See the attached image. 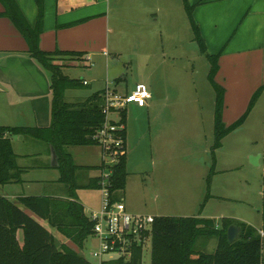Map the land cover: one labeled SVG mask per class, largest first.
Instances as JSON below:
<instances>
[{
	"label": "rangeland",
	"instance_id": "374dc122",
	"mask_svg": "<svg viewBox=\"0 0 264 264\" xmlns=\"http://www.w3.org/2000/svg\"><path fill=\"white\" fill-rule=\"evenodd\" d=\"M179 12L181 21L169 19L165 13V19H159L158 24L153 25L146 21L142 23L141 18L134 24L129 20L127 25L123 20L125 17L118 15L119 25L109 34L111 53L107 64L95 61L86 67L63 69L68 78L84 79L89 83V86L66 91L65 100L70 103L84 101L103 87L104 80L119 93L131 91L136 84L147 82L148 72H153V87L159 88H153V94L149 92L152 99L148 100L147 108L139 109L130 104L126 112V170L129 175L123 194L127 208L133 206L137 213L132 214L143 216H154V209L169 217L208 218L209 222L207 219L198 222L202 229L210 223L219 227L225 218L231 219L235 226L241 223L263 230L260 213L263 168L261 161L259 166L252 165L251 158L263 152L264 97L256 99L244 123L215 147V92L207 79L210 63L200 54L197 43L190 39L192 30L182 1ZM136 37L140 43L131 45L134 40L131 38ZM152 47L154 49L150 51ZM162 50L164 54L158 55ZM57 63L65 64L63 61ZM46 147L45 142L30 136L18 143L16 150L25 155L22 164L38 168L30 171L28 179L43 180L42 175L47 179L48 175L59 177L58 170L43 168L53 166L51 152L47 161L36 155ZM66 150L72 154L75 164L99 163L98 146ZM211 169L213 174L210 176ZM81 171L75 176L77 185H84L88 176L96 174L95 171ZM58 183L43 181L33 183L27 189L23 186L9 190L25 195L68 196L69 186ZM4 191L6 188L0 185V194ZM76 191L82 194L80 203L87 214L98 207L96 190L82 188ZM196 215L200 217H193ZM54 235L58 239L57 245L62 246L63 238ZM261 242L264 264V236ZM67 244L86 260H93L90 255L96 247L93 238H86L82 247ZM216 245L215 238L204 234L195 241L193 249L209 254L215 251ZM150 261L151 240H148L143 247L142 264H150Z\"/></svg>",
	"mask_w": 264,
	"mask_h": 264
},
{
	"label": "crops",
	"instance_id": "0c3cea01",
	"mask_svg": "<svg viewBox=\"0 0 264 264\" xmlns=\"http://www.w3.org/2000/svg\"><path fill=\"white\" fill-rule=\"evenodd\" d=\"M14 1L29 26L34 28L38 19L36 0ZM181 1L182 0H43L42 31L39 35L38 46L41 51L46 53L61 51L82 55V58L79 60H61L65 63L63 64L62 71L69 67H86L89 66V64L92 65L95 61H103L107 64L108 61H110L108 59L111 53L109 34L115 32V27L119 25L117 22H120L118 18L121 15L125 17L123 20L127 25L129 20L131 24H134L135 20L139 18L143 20L142 23L146 21V24H158L159 19H165V13H167L169 19L172 17L177 20L180 19L181 21L182 16L179 12ZM188 3L192 6V18L198 27L207 54H219L217 61L218 71L214 80L216 84L224 89L222 121L230 125L240 117V111H243L247 107L252 95L257 89H263L262 97H264V0H188ZM3 13L4 8L0 3V127L47 128L50 124L51 115L50 75L38 64V62L28 55L29 47L25 38L18 32L10 19L2 15ZM175 14L176 17H174ZM110 15H112V17ZM131 39H134L131 41V45L140 43L137 37ZM190 39L194 40V37L191 36ZM152 49H154V47H152L150 51ZM159 53L164 54L163 50L158 52V55ZM115 55H117V53ZM154 77L155 75L153 72H148V76L146 77L147 82L138 84H144L147 88L149 86L150 89L148 91L153 94ZM81 81L83 82L86 80L82 79ZM84 86H89V83L87 82V85L82 84V87ZM106 86L121 95L129 94L135 89L134 86L131 91L125 90L119 93L116 87H111L112 84L104 80L103 87L87 96L85 100L94 94H99L102 104V94ZM151 99L152 96L150 94V98L147 99L144 107L132 105L139 109H144L147 108L148 100ZM229 111L234 112L229 113ZM126 112L127 108L124 112L125 122ZM124 125H126V123ZM126 136L125 127V153L127 147ZM24 137L25 136H22V139H17V136L10 137L12 150L17 156V166L22 170L20 176L21 181L19 183L4 185L6 191L2 192L0 196L10 203L19 202L20 198L26 197H44L49 200L73 201L70 189L68 196L61 197L25 195L16 190H9L13 187L20 188L23 186H26L27 189V186L33 185V183L43 181L46 183L51 181L57 185L59 184L60 173L57 178H53L52 175H48L49 179L42 175L41 177L43 180L27 178L30 171L33 172L34 169L38 168L22 164V161H24L22 158H24L25 155L21 154L16 149H18V143L24 140ZM69 147L77 146H68L65 147L64 150L67 152L66 149ZM50 148L51 146L47 144L46 150L44 149L40 154L36 153V155H40L42 160L47 161ZM70 155L73 160L72 154ZM99 164L100 155L99 163L96 165H75L88 168L97 167ZM57 167L44 166L43 168L58 170ZM89 171H95L96 174L88 176L84 185H78L80 187L79 189L84 188L89 179L95 178L99 174L95 169ZM94 190L99 193V204L97 208L94 210L90 209L89 212L96 211L100 207V191L97 189ZM124 191L118 194L116 200L123 202L125 205ZM81 196L82 194H78V191L75 192L76 201L81 205L86 214L87 212L85 211L84 205L80 203ZM125 207L126 211L130 209L131 213L127 211L128 213H137L135 207L132 208L133 206H129V208H127V205H125ZM25 212L29 213L28 210H25ZM152 213H154L153 217L164 216L158 214L154 209ZM193 217H200V215ZM184 218L190 217L186 216ZM202 219L208 220V218ZM38 222L50 232L53 238H55L54 241L58 248L61 246L57 245L56 240L58 241V239L54 233L63 238L62 245L67 246L68 242L72 243L70 239L58 231L57 228L49 225L46 220H38ZM216 228H220V226ZM23 236V229L18 228L16 230V239L20 246H23ZM90 238H93L92 235L89 239ZM94 241L97 247V241L95 239ZM88 262L90 264L96 263L95 260Z\"/></svg>",
	"mask_w": 264,
	"mask_h": 264
},
{
	"label": "trees",
	"instance_id": "16d2710c",
	"mask_svg": "<svg viewBox=\"0 0 264 264\" xmlns=\"http://www.w3.org/2000/svg\"><path fill=\"white\" fill-rule=\"evenodd\" d=\"M182 2L199 51L210 63L207 79L215 92L214 146L219 147L224 137L244 123L254 102L262 96L263 89L259 88L255 91L243 115L232 124L224 125L222 121L224 89L214 80L218 71L219 54H207L198 27L192 18V6L189 5L188 0H182ZM0 3L4 8L2 15L10 19L18 32L25 38L29 47L28 55L50 75L51 80V115L47 128L0 127V185L21 181L22 170L17 166V156L12 150L10 137L30 136L53 147L58 156L59 182L69 186L73 198V201H66L49 200L44 197H26L20 198L19 202L10 203L0 196V264H90L83 256L68 246L62 245L58 248L50 232L38 220H46L49 225L57 228L77 247H82L86 238L92 235V222L75 198V192L80 188L75 182V176L79 170L95 169L100 171L103 167L101 165L88 168L78 167L64 148L68 146H96L90 140V136L103 122L100 95L94 94L87 100L76 104L67 103L64 100L65 92L82 87V81L65 76L62 71L63 65L57 62L63 59L79 60L82 55L61 51L46 53L39 49L43 0H36L38 19L34 28L29 26L14 0H0ZM124 112L125 110L121 120L123 124H125ZM122 138L125 144V128ZM125 154L120 157L117 165L111 167L109 192L114 201H117L118 194L124 191L126 185L128 174ZM261 165L263 168L260 212L262 231L239 223L236 225L240 228L239 237L230 244L227 241V229L233 224L231 219L224 218L220 228H216L210 223L208 227L202 229L198 227V222L204 219L154 217L151 229L150 264H262V236L260 233L264 234V140ZM211 174H213V169L210 171V176ZM99 180L98 174L97 177L89 179L84 188L99 190ZM209 183L208 177L207 184ZM25 210H28L29 213H26ZM18 228L23 229V246H20L16 239ZM204 234L217 241L213 253H200L193 249L195 241ZM142 254L143 248L138 247L133 250L129 261L113 259L103 264H142Z\"/></svg>",
	"mask_w": 264,
	"mask_h": 264
},
{
	"label": "built area",
	"instance_id": "2783aa9c",
	"mask_svg": "<svg viewBox=\"0 0 264 264\" xmlns=\"http://www.w3.org/2000/svg\"><path fill=\"white\" fill-rule=\"evenodd\" d=\"M82 84L87 85V82L83 81ZM149 98L148 88L144 84H137L131 93L125 95L106 86L102 94L103 122L90 136V140L100 149L99 165L103 168L99 171L98 186L101 201L98 210L86 213L92 222V237L97 241V247L90 254L95 264L113 259L129 261L135 248H143L151 240L154 217L128 213L124 203L112 200L109 192L111 167L117 165L125 153L122 113L130 104L144 107ZM260 234L264 236L262 232ZM105 256L112 258L105 259Z\"/></svg>",
	"mask_w": 264,
	"mask_h": 264
},
{
	"label": "water",
	"instance_id": "95a60500",
	"mask_svg": "<svg viewBox=\"0 0 264 264\" xmlns=\"http://www.w3.org/2000/svg\"><path fill=\"white\" fill-rule=\"evenodd\" d=\"M19 139H22V136H19ZM50 152H51V158L53 161V166L57 167L58 166V156L56 155L53 147L50 148ZM261 160H262V154H259L256 157L251 158V164L255 165V166H259ZM239 232H240L239 227H237L235 225H230L227 229V241H228V243L231 244V243L235 242L239 237Z\"/></svg>",
	"mask_w": 264,
	"mask_h": 264
}]
</instances>
